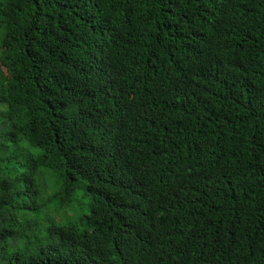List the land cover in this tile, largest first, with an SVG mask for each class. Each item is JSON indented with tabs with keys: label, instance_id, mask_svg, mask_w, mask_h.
Wrapping results in <instances>:
<instances>
[{
	"label": "trees",
	"instance_id": "1",
	"mask_svg": "<svg viewBox=\"0 0 264 264\" xmlns=\"http://www.w3.org/2000/svg\"><path fill=\"white\" fill-rule=\"evenodd\" d=\"M0 264H264V0H0Z\"/></svg>",
	"mask_w": 264,
	"mask_h": 264
}]
</instances>
